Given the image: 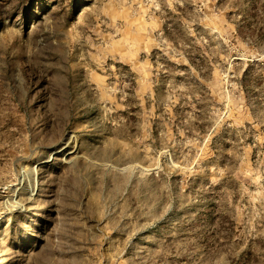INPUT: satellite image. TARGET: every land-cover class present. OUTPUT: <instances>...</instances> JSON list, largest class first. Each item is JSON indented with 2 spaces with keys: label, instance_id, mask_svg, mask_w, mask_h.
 Here are the masks:
<instances>
[{
  "label": "rangeland",
  "instance_id": "rangeland-1",
  "mask_svg": "<svg viewBox=\"0 0 264 264\" xmlns=\"http://www.w3.org/2000/svg\"><path fill=\"white\" fill-rule=\"evenodd\" d=\"M0 264H264V0H0Z\"/></svg>",
  "mask_w": 264,
  "mask_h": 264
},
{
  "label": "bare ground",
  "instance_id": "bare-ground-1",
  "mask_svg": "<svg viewBox=\"0 0 264 264\" xmlns=\"http://www.w3.org/2000/svg\"><path fill=\"white\" fill-rule=\"evenodd\" d=\"M71 138L69 137V138H67L66 140H65V145H68V146H70V142H71ZM72 145V144H71ZM74 149V148H73Z\"/></svg>",
  "mask_w": 264,
  "mask_h": 264
}]
</instances>
